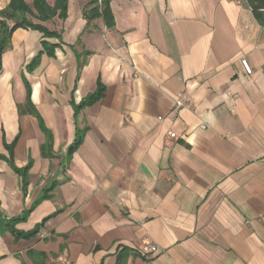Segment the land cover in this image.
Wrapping results in <instances>:
<instances>
[{"label": "crops", "instance_id": "1", "mask_svg": "<svg viewBox=\"0 0 264 264\" xmlns=\"http://www.w3.org/2000/svg\"><path fill=\"white\" fill-rule=\"evenodd\" d=\"M91 1L1 55L0 221L37 232L0 230V264H264V24L246 0H110L108 26Z\"/></svg>", "mask_w": 264, "mask_h": 264}, {"label": "trees", "instance_id": "2", "mask_svg": "<svg viewBox=\"0 0 264 264\" xmlns=\"http://www.w3.org/2000/svg\"><path fill=\"white\" fill-rule=\"evenodd\" d=\"M251 7L254 15L260 22L264 24V0H246ZM110 0H92L90 5L92 7L87 12L84 11V15L89 19L98 15H102L108 26H111L113 23V18L109 10ZM67 0H55L53 6H49L45 0H32V6L27 5L25 0H9L8 4L0 10V71L2 68L1 65V55L5 48L7 47L10 36L12 32L17 28H31L38 30L42 33L43 38L54 37L57 35L55 31H50L40 23H35L31 20V17L34 16L40 21H46L51 19L55 15H58L60 18H64L66 15ZM43 51H46L48 54H52L53 47L55 46L52 43H49L45 40L41 41ZM40 52L36 54L33 58L31 64H36L39 59ZM103 88L98 84L96 91L85 100V104L91 103L98 99L102 95ZM80 142V136L76 138L75 146ZM74 146V147H75ZM19 171V170H18ZM23 170L19 172L22 173ZM22 217L12 218L9 221H0V230L10 229L11 232L15 235L16 238L19 237H29L35 234L37 229L29 232L16 231L14 229V223L22 219ZM42 259L39 263H44L46 256L43 253H37Z\"/></svg>", "mask_w": 264, "mask_h": 264}, {"label": "built area", "instance_id": "3", "mask_svg": "<svg viewBox=\"0 0 264 264\" xmlns=\"http://www.w3.org/2000/svg\"><path fill=\"white\" fill-rule=\"evenodd\" d=\"M241 65L244 69V71L246 73H251L252 72V69L250 67V65L248 64V62L245 60V59H242L241 60ZM183 98L184 96H181V97H178L175 101V106H174V110H177L178 108L182 107L183 106ZM167 135L170 137V138H176V133L175 132H172V131H169L167 133ZM143 251L145 253H150V252H154L157 250V247L152 245V244H148L146 246H144L143 248Z\"/></svg>", "mask_w": 264, "mask_h": 264}]
</instances>
